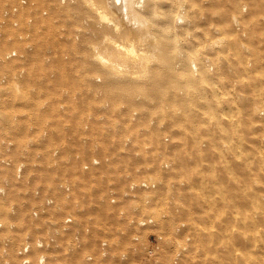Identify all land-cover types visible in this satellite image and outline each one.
Returning <instances> with one entry per match:
<instances>
[{
	"label": "rangeland",
	"instance_id": "obj_1",
	"mask_svg": "<svg viewBox=\"0 0 264 264\" xmlns=\"http://www.w3.org/2000/svg\"><path fill=\"white\" fill-rule=\"evenodd\" d=\"M36 1L39 7L47 10L46 13L48 15L49 8L48 5H45L47 0ZM185 1L201 2V5L205 7V10H203L204 14L202 13L203 16L201 15L195 21L191 20L194 24L199 23V26L197 25L194 31H196L199 42L205 43L202 46H198L195 54L197 55L201 52L203 54V50H207L205 48L207 45V52L209 53L205 55L215 59V62L211 64L212 72L218 68L216 59L223 55L222 50L231 52V50L235 49V47L230 49L228 47L223 48L225 41H221L225 39L239 43L236 48L240 49V55H233L232 63L231 61L228 62L232 66L234 64L248 66L247 69L250 70V73L246 75L245 73L234 72L231 66H226L224 70H218L217 84L219 87L217 84L215 87L218 90V94L226 100L224 103L225 112L227 111L231 115L236 114L232 113L234 110L239 112L237 114H242L243 111L245 113L248 109L243 106L244 103L241 100V96L245 95L247 88L243 87L242 89V81L253 80V77H255L257 82L264 85V0H256L259 5V11L253 18L248 15L252 0H236L235 6L231 7V9L223 0ZM195 7L197 8V6ZM240 9L243 10V13L247 11L244 20L240 18L233 19L231 15L237 13ZM217 10L227 12L224 16L212 15L213 13L216 14ZM46 18L44 17L45 26L41 24L42 21L37 23V25H41L37 26V37L34 25H32V31L26 32L24 30L30 24L27 19L24 22L25 16H21L20 29L18 28L16 31L9 33V36L11 33L15 34L14 37L19 33V36H22L21 38L27 40L33 35L32 39H34L36 51L33 55H30V66L26 65L27 69L23 66L25 70L19 78L20 80H25L22 86L26 87L24 90L27 92L20 93L22 91H19L17 94H26L33 100L39 101L21 104L0 102V158L4 156L10 159L8 165L0 167V186H5L8 191L7 195L0 194V221L3 223V227L0 228V238L7 237V234L11 235V232L16 231L14 237L11 235L12 245L15 246L23 240L26 234L43 236L49 227L56 228L55 225L63 217L72 215L75 219L74 228L81 231L80 245L77 246V249L71 250L72 245H75L73 231L62 233L59 237V247L55 251L60 259L58 263L54 262V264H203L198 260L200 246L198 245L197 247V243H194L195 238L193 240V233L191 232L193 229L190 228L189 231L186 228L182 230V233H174L179 223H187V221L178 210L174 211L173 209L176 206L174 201L177 198L182 203L183 199L185 200L184 197L178 196L182 195L183 192L181 191H188L185 194L187 195L191 190H202L199 186L189 187L190 182L187 178V172L182 163H180L181 160H176V155L180 150L183 151L185 147L188 149L192 147L193 149V144H196L194 141H197L201 147L207 146H204V143L208 142L207 139H210V136L205 129L199 130L198 125L200 123L208 125V122L199 120L195 131L191 130L190 127L179 129V131L176 130V125L172 124L169 116L164 114H152L143 117L140 122L131 123L130 120L125 119L123 113L118 111V107L126 106L125 102H108L93 87L88 92L86 91L87 87L84 86V83L87 77L90 76L87 73L79 74L81 77L78 79L79 85H65L67 84L65 82L66 78L74 77L77 70L71 69L63 79H59V76H56L60 74V69L54 64V60L74 59L75 51L71 50H74L75 46L70 41L69 36H75V30L80 27V23L70 24L55 18L53 20L54 23L48 24ZM82 22L85 23L84 21ZM188 24L190 25L191 23L188 22ZM241 24L244 28L241 27ZM213 26L219 27L221 30H223L222 27L226 29L221 32L220 30L215 31ZM199 27L201 29H198ZM205 29H210L211 32L203 35L202 33ZM233 31L234 33H232ZM216 32L218 33L217 35H215ZM190 34L192 35L193 33L187 32L188 37ZM227 34L230 36L228 37ZM15 42V46L20 48L21 40L15 39ZM210 44H212L211 48ZM217 44L223 45H219L218 48ZM11 45L13 44L6 46L0 41V52ZM242 46L246 48L243 50ZM213 48L218 50L216 49V52H214ZM238 48L237 50H239ZM217 52L220 53L215 55L214 53ZM49 58V61L52 62L46 65L47 62L45 61ZM255 60H258V62ZM18 66L0 63V76L4 74L13 77L15 72L19 73L22 71L20 68L17 69ZM4 95L5 93L1 97L5 99L11 97L10 94L8 97ZM63 98L73 100L65 105L54 101H42ZM227 100L230 104L228 106H226ZM96 105L112 106V109L108 113V110H97L98 107ZM194 107L198 108L197 106ZM258 107L260 108L259 113L264 115V105H258ZM149 108L164 113L166 112L165 108L168 109L169 107L163 102L156 103ZM148 119L153 129H145L143 131V127L147 128L146 122ZM235 119L233 123L226 124L232 125L229 128L233 132L234 137L237 134H242L248 141L253 140L254 143L256 141V145H253L254 143L251 141L245 142L251 146L260 147L259 150L257 152H252L251 150L240 152L238 149L232 152L227 145L234 142L222 141V146V142H220L216 145H210L209 148L204 150L203 157H201L199 162L200 168L207 169L209 164H212L215 167L211 170L214 169L216 173L220 174L218 169H220V164L223 163L224 154L225 159L232 163L235 161L233 173L236 181L233 178L230 182H227L226 179L222 178L214 182V185L225 181L229 187L237 190H235L237 195H244L245 192L246 194L264 195V131L254 130L253 123L250 121H248L250 124L248 127L246 124H241L238 118ZM95 120L102 125L100 130L92 128ZM110 124L114 125L115 130L106 134V128H103V126ZM130 126L137 127L138 130L131 131L129 130ZM77 137L92 138L98 141L100 145L92 148L77 145ZM232 139L234 140V138ZM216 147L225 148L222 151V156H219L222 158L217 156L215 150H210L211 148L216 149ZM235 153L238 154L234 155ZM94 156H107L109 160L106 164L90 171L83 170L79 159H88ZM246 156L247 159H244ZM258 157L261 158L262 162L257 159ZM20 160L31 161L33 167L32 170L27 169L26 177L24 175L21 180H17L15 177V164ZM242 160L244 163H242ZM99 168L105 169L103 175H100L99 183H95V185H98L97 188L103 186L100 195H84L85 190L81 188V184L92 178L99 177L93 174ZM249 168L250 170H248ZM44 170L52 171L45 173ZM129 176L145 178L154 183L155 186L144 189L141 193H136V197L135 195H128L127 198H124L126 195H115L116 205L109 202L107 199L108 195H104L106 186L113 183L118 188L123 189ZM29 177L30 181L28 180ZM61 179L68 180L70 184L72 182L73 187L75 181H77L71 195H65L58 188L57 184ZM208 184L211 185V182H208ZM36 188H39L38 194L34 192ZM203 193L209 194L210 191H204ZM46 197L54 199V203L45 205ZM61 197L64 198L63 202L59 201ZM144 198H148L149 201L146 202ZM43 206L46 207L45 212L40 210ZM34 209H39L37 215L33 214ZM250 210V208H247L245 212H250ZM120 211H123V214ZM140 212L141 214L152 216L155 222L160 220V223L147 227H137L130 224L129 217L133 214H140ZM253 214L254 216L257 215L255 212ZM234 215L238 219L235 220L232 229L236 238L238 236L239 241H236L235 248H237L234 251V259L230 263L225 261L223 264H257L256 260L258 257L264 261V247L253 249V242L256 241L257 232L253 234L251 230L242 228L239 222L240 213ZM162 219L164 220L161 221ZM12 223L16 227L15 230H9ZM175 224L177 226L174 229ZM86 226H89V230L83 233ZM259 229L264 233V225L260 226ZM238 230L239 232H237ZM134 231H138L139 237L136 241L139 242V246H135V241L132 239ZM240 231L243 235H246L243 237ZM157 232H160L163 237L159 242L158 251L151 257L147 255L146 247L154 242V233ZM101 239L110 241L108 243L113 246L112 254L114 258L109 259L101 256L99 251ZM246 242L249 247L246 246ZM217 245L221 247V242H217ZM121 251H125L129 258L125 263L119 261V253ZM1 254L2 249L0 247ZM89 254L93 258L86 260V256ZM176 256L177 259H174ZM49 263L51 264V261Z\"/></svg>",
	"mask_w": 264,
	"mask_h": 264
},
{
	"label": "bare ground",
	"instance_id": "obj_2",
	"mask_svg": "<svg viewBox=\"0 0 264 264\" xmlns=\"http://www.w3.org/2000/svg\"><path fill=\"white\" fill-rule=\"evenodd\" d=\"M0 1V5L3 4L0 6V41L6 46L13 44L0 52V63L19 65L17 69H22L19 73L15 72L13 77L4 74L1 75L2 77L0 76V102L21 104L39 101L33 100L26 94H17L19 91H22L20 93L27 92L24 90L26 87L22 86L25 80H20L19 78L24 73L25 69L23 66H25L26 69V65L30 66V55H33L36 51L34 39H32L33 35L30 36L29 40L21 38L22 36H19V33H17L15 37L13 33L9 36L11 31H16L18 28L20 29L21 26L19 27V24L22 23L21 16H25L24 22L26 19L30 22L24 30L30 32L32 31V25H34L36 37L38 36L37 26H41L37 25V23L42 21L41 24L45 26L44 17H47L46 21L48 24L54 23L53 20L55 18L70 24L80 23V27L75 30V36H69L70 41L73 42L75 46L74 50H71L75 51L74 59L54 60V64L60 69V74L56 76H59V79H63L71 69L77 70L74 77L71 76L66 78L65 82H67V84L65 85H79L78 79L81 78L79 74L87 73L90 76L87 77L84 83V86L87 87L86 91L88 92V90H91L93 87L97 92L102 94L108 102H125L126 106L122 108L118 107V111L119 113H123L125 119L130 120L131 123L140 122L143 117L152 114H164L169 116L172 124L176 125V130L179 131V129L190 127L191 130L195 131L199 120L208 122V125H203L201 123L198 125L199 130L205 129L210 136V139H207L208 142L204 143V146H207L201 147L197 141H194L196 144H193V149L192 147L188 149L184 146V150L182 151L179 149L180 151L177 152L176 155V160H181L180 163H182L187 172V178L190 182L189 187L199 186L202 190L194 189L187 195L185 194L188 191H181L183 192L182 195L178 196L185 198V200L183 199V203L179 198L174 201L176 206L173 210H178L187 221V223L183 222L184 224L182 222L179 224L177 223L178 226L175 224L174 229L176 226L177 228L174 233H182V230L186 228L189 231L190 228L193 229L191 232L193 233V240L195 238L194 243H197V247L198 245L200 246V253L198 254L199 262L203 264H223V262L228 261V263H230V261L234 259V251L237 248H235L236 241H239L238 236L236 238L235 232L232 229L235 220L238 219L234 214L240 213L241 218H239V222L241 227L251 230L253 234L257 232L256 241L253 242V249H261L264 247V233L259 229L260 226L264 225V195L246 194V192L244 194L243 191L244 195L235 194L236 189L229 187L227 184V182L235 178L233 173L235 161L232 163L225 159L226 157L224 154L223 163L220 164V169H218L220 170V174H218V172L216 173L214 169L211 170L215 167L212 164H209L207 169L200 168L199 162L201 157H203L204 150L209 148L210 145H216L222 141L234 142L227 145L232 152L238 149L240 152L249 150L257 152L259 150L260 147L251 146L249 143L245 142L248 140L245 139L242 134H237L236 137H234L233 132L229 128V126L232 125L226 124L233 123L236 120L235 118H238L241 124H246L248 127L250 126L248 121H250L253 123L254 130L259 129L264 131V115L259 113L260 108L258 107V105H264V85L262 83L257 82L255 77H253V80L250 78L251 80L242 81V89L246 87L247 90L245 95L240 96L244 103L243 106L246 107L245 109H248V111L237 114L239 112L234 110L235 112L233 111L232 113L236 114L233 115L227 113V111L225 112L224 109H226V107L224 103L226 100H224L223 96L218 94V90L215 87L218 83V70H224L226 66H231L234 72H241L246 75L250 73V70L247 69L248 66L231 65L233 61L232 56L240 55L241 53L240 49L237 47L239 49L237 50L236 48L239 43L237 44L235 41L230 42V40L225 39L221 41H225V43H223V48L228 47V49H230L235 47V49L231 50V52H224L225 50L220 49L223 55L221 54L222 56L216 59L218 68L216 71L214 70L215 72L211 71V64L215 62V59H212L209 55H205L209 53L207 52V45L205 46L207 50L204 49L203 54H201L202 52L197 55L195 54L197 53L195 50L198 46L205 44L199 42V38L195 33L196 31H194L199 23L194 24L191 20L193 19L195 21L202 13L204 14L203 10H205V7L201 5V2L195 3L185 0H47L45 2V5H48L49 8L47 15V10L39 7L36 0ZM223 1L229 5V9L235 6L236 3V0ZM195 6H197V8ZM258 11L259 5L257 1L252 0L248 15L253 18ZM226 12L227 11L220 12V10H217L216 14H211L224 16ZM246 14L247 11L243 13L241 9L233 15L230 13L233 19L240 18L242 20H244ZM188 22L191 24L189 25ZM241 27H243V25ZM222 28L223 30L226 29L224 27ZM198 29L201 28L199 27ZM216 30H220V32L223 31L219 27H215V31ZM187 32L193 33V36L190 34L191 38L190 36L188 37L189 34L187 35ZM210 32V29H205L202 34L206 35ZM232 33H234V31ZM217 34L216 32L215 35ZM232 35L234 36V34ZM229 36L230 35H228V37ZM215 38L218 40L217 37ZM15 39L21 40L20 48L15 46ZM215 41L213 42L216 43L217 41ZM213 42L212 44H214ZM212 44H210V48ZM245 48L243 47V50ZM216 49L213 48L214 52H216ZM219 53L220 52L214 54L216 55ZM49 60L50 58L45 61L47 62L46 65L51 64L52 61ZM228 61H231V63ZM256 62H258V60ZM11 79L12 81L10 82ZM217 86L219 87L218 84ZM4 93L5 97H8L9 94L11 97L7 99L2 98L1 95ZM72 100L73 99L63 98L42 101H54L65 105ZM163 102L169 107L168 109L165 108L166 112L164 113L149 108L156 103ZM228 105H230L229 101L226 106ZM96 107H98L97 110H108V113L112 109V106L109 107L106 105H96ZM93 122L92 128L95 130H100L102 128V125L97 120ZM146 124L147 128L143 127V131L145 129H153L149 119ZM103 128H106V134L115 130L113 124L103 126ZM129 130L137 131L138 129L137 127L130 126ZM232 138H234V140ZM76 140L77 145L80 146L92 148L100 145L98 141L92 138L77 137ZM249 141L253 142V140ZM256 144L255 141L253 145ZM210 150H215L219 157L222 156V151H224L225 148L216 147V149L211 148ZM236 154L238 153L234 155ZM256 155L260 156L258 154ZM242 157L244 156L242 155ZM244 159H247V156ZM257 159L261 161L260 157ZM79 160L82 163L83 170L90 171L93 168L106 164L109 158L107 156H94L88 159L80 158ZM235 160L237 159L235 158ZM249 161L251 162L250 159ZM9 163L10 159L4 156L0 158V167H5L4 165H8ZM242 163H244V161ZM32 167L33 163L31 161L26 162L20 160L15 164L16 179L21 180L24 175L26 177L27 169L32 170ZM248 170H250V168ZM44 171L46 173L52 170ZM104 172L105 169L102 168L95 170L93 174L99 177L92 178L81 184V188L85 190L84 195H100L103 186L97 188L98 185H95V183H99L101 179L100 175L102 176ZM222 178L226 179L227 182L223 181L222 183L214 185V182ZM28 180L30 181V177ZM208 182H211V185H209ZM76 184L77 181H75L74 187ZM124 185L126 186L123 189L118 188L113 183L106 186L104 195H108L107 199L109 202L116 205L117 200L115 195H126L124 198H127L128 195H135L136 197V193H141L144 189L155 186L154 183L145 178H135L132 176H129ZM57 186L65 195H71L74 189L73 183L71 182L70 184L66 179L59 180ZM204 191H210V193L204 194ZM7 192L5 186H0L1 195H7ZM34 192L38 194L39 188H36ZM144 200H146V202L149 201L148 198H144ZM59 201L63 202L64 198L61 197ZM51 203H54V199L46 197L45 205ZM182 205L184 206L182 207ZM247 208L251 209L250 212H245ZM40 210L45 212L46 207L43 206ZM253 210L257 215L254 216ZM38 213L39 209L33 210L34 215ZM120 213L123 214V211H120ZM31 216L33 215L31 214ZM163 220L164 219L161 221ZM129 222L137 227H147L156 225V223L159 224L160 220L158 222L156 220L155 222L152 216L144 215L140 212V214H133L129 217ZM74 225L75 219L72 215H67L55 225L56 228L49 227L45 231V235L32 236L26 234L23 240L15 246L12 245V236L14 237L16 231L11 232L12 236L7 234V237L0 238V247L2 249L0 264H50V261L51 264H54V262L58 263L60 257L55 251L59 247V237L62 233L73 231L75 245H72L71 250L77 249V246L80 245L81 231L76 230ZM1 227H3L2 221H0V228ZM10 228L9 230L16 229L14 223H12ZM88 230L89 226H86L83 233ZM237 232H239V230ZM138 235V231L132 233L135 246H139V242L136 241L138 240ZM162 237L163 235L160 232L154 233V242L146 247L148 256L156 254ZM245 240L247 241V239ZM108 241L107 239L100 240L99 251L103 258L111 259L114 258L112 254L113 246L111 243L109 244ZM217 242H221V247L217 245ZM247 242V245H245L249 247V242ZM248 247L247 249H249ZM132 249L134 250V248ZM119 255V261L121 263H125L129 260L125 251H121ZM92 258L93 256L91 254L86 256V260H91ZM174 259H177V256ZM256 263L264 264V261L258 257Z\"/></svg>",
	"mask_w": 264,
	"mask_h": 264
}]
</instances>
